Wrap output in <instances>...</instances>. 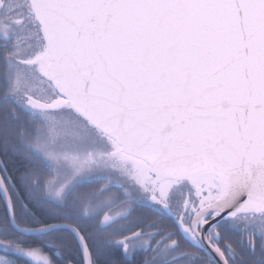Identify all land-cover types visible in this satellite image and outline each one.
<instances>
[{
  "label": "snow or ice",
  "instance_id": "obj_1",
  "mask_svg": "<svg viewBox=\"0 0 264 264\" xmlns=\"http://www.w3.org/2000/svg\"><path fill=\"white\" fill-rule=\"evenodd\" d=\"M0 264H264V0H0Z\"/></svg>",
  "mask_w": 264,
  "mask_h": 264
}]
</instances>
